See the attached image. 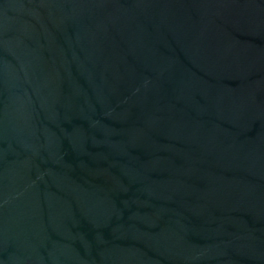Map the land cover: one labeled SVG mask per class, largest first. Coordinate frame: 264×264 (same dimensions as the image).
<instances>
[{"label":"water","instance_id":"water-1","mask_svg":"<svg viewBox=\"0 0 264 264\" xmlns=\"http://www.w3.org/2000/svg\"><path fill=\"white\" fill-rule=\"evenodd\" d=\"M0 264H264V0H0Z\"/></svg>","mask_w":264,"mask_h":264}]
</instances>
